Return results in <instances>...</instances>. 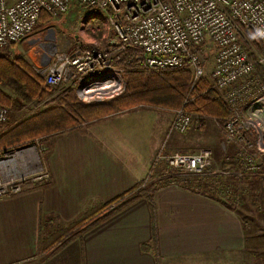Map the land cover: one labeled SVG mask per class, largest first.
I'll use <instances>...</instances> for the list:
<instances>
[{"label": "crops", "instance_id": "0c3cea01", "mask_svg": "<svg viewBox=\"0 0 264 264\" xmlns=\"http://www.w3.org/2000/svg\"><path fill=\"white\" fill-rule=\"evenodd\" d=\"M8 51L24 55L16 43ZM43 105L10 110V124ZM171 118L168 110L140 104L41 141L49 179L0 197V264H245L243 219L214 197L178 184L159 187L151 201L140 197L122 206L46 255L58 231L132 196L148 176H163L152 170L159 150H182L179 143L199 133L189 128L165 139Z\"/></svg>", "mask_w": 264, "mask_h": 264}, {"label": "built area", "instance_id": "2783aa9c", "mask_svg": "<svg viewBox=\"0 0 264 264\" xmlns=\"http://www.w3.org/2000/svg\"><path fill=\"white\" fill-rule=\"evenodd\" d=\"M73 6L100 10L101 13L93 12L94 16L90 18L89 14L87 18L89 22L101 20L107 34L104 48L98 43L84 42L62 50L52 27L34 33L41 12L53 18ZM244 29L253 34L264 31V0H0V47L23 39L38 46L39 59L34 64L28 62L43 77L44 84L74 89L83 103L103 102L121 94L125 87L124 69L113 61L125 45L139 48L135 57L146 67L188 66L192 72L191 86L207 76L208 67L210 87L220 91L223 101L231 107L224 131L238 147L235 158L240 161L241 173L243 169L262 167L264 154V107H255L257 103L264 104V87L249 79L254 63L243 44ZM254 36L264 46V36ZM113 41L118 45H110ZM258 61L264 63V58L258 56ZM255 90L257 94L252 95ZM250 108H254L258 119L251 118ZM170 110L173 117L169 131L178 133L196 127L197 119L203 117L183 107ZM8 115L9 109L0 106V124ZM43 150L38 138L0 148V197L17 194L27 184L49 179L41 159ZM155 158L177 172L178 175L172 172V176L163 173L169 185H184L191 181L182 177L201 175L207 170L212 151L203 148L167 154L162 147ZM208 185L210 189L217 187L214 191L221 194L222 201L228 203L231 199L230 186L215 180H208ZM195 188L202 189L200 184Z\"/></svg>", "mask_w": 264, "mask_h": 264}, {"label": "trees", "instance_id": "16d2710c", "mask_svg": "<svg viewBox=\"0 0 264 264\" xmlns=\"http://www.w3.org/2000/svg\"><path fill=\"white\" fill-rule=\"evenodd\" d=\"M50 20L51 16L47 12H41L34 30L43 29ZM242 32L245 37L243 44L248 51L249 59L253 61L255 73L264 84V63L258 61V56L264 58V46L255 38L251 30L244 29ZM0 48V106L8 108L10 112L17 107L40 101H43L44 104L42 108L32 111L15 124L9 123V114L7 120L0 124L2 128L0 148L24 143L35 138L43 141L56 133L103 119L140 104L167 110L183 107L187 112L217 120L223 130L230 115L228 105L210 87L208 77H201L191 86L192 72L188 66L180 68L146 67L136 59L135 56L140 50L135 46L125 45L119 52L118 58L113 61L115 66L124 69L125 87L121 94L107 101L89 103L81 102L74 89L52 88L45 85L43 77L30 63L17 55L13 54L12 56V53L8 51L9 46ZM2 87L10 89L11 94L5 92ZM262 156L264 163V154ZM226 163L235 168L233 160H228ZM257 170L262 173L260 176L264 177V164ZM171 174L172 172L169 171L166 176ZM166 176L163 174L159 180H153L148 185L137 189L131 198L120 206L108 211L113 202L123 197L96 208L90 215L87 213L68 228L58 231L55 238L46 246V255L59 250L72 239L81 238L85 231L112 215L122 206L140 197H146L151 201L154 191L169 183ZM215 182L221 181L215 180ZM184 185L196 190L195 185L198 184L191 181V184ZM200 186L202 189L197 188V190H201L225 206L232 208L228 206L227 202L212 194L208 179H204ZM105 211L107 213L102 214ZM244 227L246 228L245 224Z\"/></svg>", "mask_w": 264, "mask_h": 264}, {"label": "rangeland", "instance_id": "374dc122", "mask_svg": "<svg viewBox=\"0 0 264 264\" xmlns=\"http://www.w3.org/2000/svg\"><path fill=\"white\" fill-rule=\"evenodd\" d=\"M93 12L101 13L99 9L93 7L73 6L66 13L51 18V20L47 24V27L53 28V31L56 35L57 46L59 49L67 50L75 44L82 45L84 44V42L85 44H87L86 42H94L98 43V45L102 48L105 47L106 42L104 36H107V34L106 30L103 29V25L100 22L101 20L95 19L94 21L89 22L90 19L88 18L94 16L93 14H91ZM89 14L91 15L87 18ZM87 21L89 22L88 24ZM96 27H99L100 29L97 30ZM92 28L94 29V32H92ZM36 32L37 31H35L34 33ZM17 48L21 50V53H24V55L17 56L22 57L27 62L29 60L32 64H34V62H37V60L39 59L37 56L38 46H31L26 42V39L18 41L16 43V49ZM23 49L25 50V52ZM206 75H209L208 67L206 68ZM249 79L251 80V83H254V80H256L260 83V85L264 87V84L261 82L254 69L253 73L249 76ZM215 91L222 99L220 91ZM256 94L257 91L255 90L252 95ZM228 107L231 111V107L229 105ZM255 107H264V104L257 103ZM253 109L254 108L249 109V111L253 113L251 114V118L256 119V112ZM168 111L172 115L171 110L168 109ZM30 113L31 112L27 111L21 112V114L24 116H27ZM261 120L264 121V117L261 118ZM11 121L12 119H10L9 123H12ZM197 121V126L191 127V130H197L195 132H199V136L193 135L192 137V134L189 133L191 130L180 133H189V137H186L187 139H184L179 143L180 147H182L183 149L171 152L165 151V153H191L203 148H208L212 151L211 164L203 174L180 177L186 178L197 184H201L204 179L220 180L221 182L219 183L230 186V189L232 191L230 194L231 199L227 200V204L235 210L240 218L243 219V222L246 226L245 264H264V177H261L260 174L262 173L255 168L243 169V172H240V161L235 158L237 157L238 147L236 146L235 142L231 141V139H229L225 135V131L223 130V128H221L217 120L202 117V119H197ZM172 133H174V131H169L168 127L165 139H168ZM40 143L42 142L40 141ZM261 158L263 159V156H261ZM228 160L234 161L235 168H233V165L229 163L225 164V162H228ZM155 169H159L161 172L163 171L164 174L170 171L178 175L175 170L170 169L162 160H156V158H154L152 161V170ZM150 179L151 177L148 176L143 182L140 183L139 188L146 186L147 183L151 181ZM214 188L217 187H211L210 191L212 192V194L220 197L221 194L216 193L214 191ZM130 198L131 195L121 198L118 201L113 202L109 206V208H111L113 204H115L114 207L116 208L118 207L117 204H121Z\"/></svg>", "mask_w": 264, "mask_h": 264}, {"label": "clouds", "instance_id": "9594fccd", "mask_svg": "<svg viewBox=\"0 0 264 264\" xmlns=\"http://www.w3.org/2000/svg\"><path fill=\"white\" fill-rule=\"evenodd\" d=\"M254 35L264 36V31L257 30V33Z\"/></svg>", "mask_w": 264, "mask_h": 264}, {"label": "water", "instance_id": "95a60500", "mask_svg": "<svg viewBox=\"0 0 264 264\" xmlns=\"http://www.w3.org/2000/svg\"><path fill=\"white\" fill-rule=\"evenodd\" d=\"M110 45L116 46V45H118V43L116 41H113V42L110 43Z\"/></svg>", "mask_w": 264, "mask_h": 264}]
</instances>
